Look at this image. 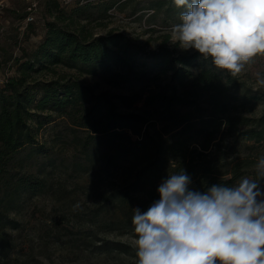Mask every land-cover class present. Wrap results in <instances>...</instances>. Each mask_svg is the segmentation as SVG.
Returning a JSON list of instances; mask_svg holds the SVG:
<instances>
[{
	"label": "rangeland",
	"instance_id": "rangeland-1",
	"mask_svg": "<svg viewBox=\"0 0 264 264\" xmlns=\"http://www.w3.org/2000/svg\"><path fill=\"white\" fill-rule=\"evenodd\" d=\"M168 1L0 0V86L16 73L17 61L26 58L24 53L44 39L47 22L91 37L120 33L142 54H149L159 46L167 47L173 55L198 53L180 47L172 27L181 23L179 13L183 9ZM55 2L61 12L55 8ZM29 6L34 10V20L28 23L25 18ZM57 70L67 78L78 79L95 94L108 92L120 113L149 110L145 104L148 96L171 92L165 86L164 75L142 74L139 68H135V76L120 74L113 84L75 69ZM220 71L232 77L234 88L241 94L264 97V86L257 82L256 75L264 74V55L252 58L239 73ZM39 77L48 80L52 76ZM195 105L207 106L202 98L196 99ZM239 109L242 113L238 114L257 118L264 111V104ZM46 114L38 113L31 124L43 121ZM236 114L231 112L232 116ZM249 128L237 125L230 130L222 122L218 137L221 150H213L214 154L208 157L219 177L229 176L225 173L240 160L249 162L243 177L255 174L254 165L264 155V143L241 140L238 134ZM38 132V141L46 146L47 152L31 153L30 147L23 148L17 158L24 167L17 171L25 177L37 176L45 187L38 194H28L6 212L20 225L13 230L0 229V264H137L136 234L128 205L102 210L112 190L130 187L135 180V166L121 155L106 164L107 154L113 156L117 148L108 142L96 144L95 139L67 118L56 117ZM88 152L94 154L91 159H86ZM261 189L264 190V181Z\"/></svg>",
	"mask_w": 264,
	"mask_h": 264
},
{
	"label": "trees",
	"instance_id": "trees-1",
	"mask_svg": "<svg viewBox=\"0 0 264 264\" xmlns=\"http://www.w3.org/2000/svg\"><path fill=\"white\" fill-rule=\"evenodd\" d=\"M168 3L175 4L174 0ZM47 27L44 39L24 53L26 58L17 61L16 73L0 86V229H17L19 222L6 212L28 194L44 189L45 183L37 176L25 177L17 171L24 167L17 155L28 147L31 153L45 154L47 148L38 141V129L56 117L70 120L96 144L114 145L117 150L113 156L107 154L106 164L121 155L135 166L130 187L112 190L102 210L128 205L129 216L135 208L146 211L160 199L159 185L170 173L181 170L191 178L190 189L200 192L214 184L232 185L243 177L247 160L234 164L225 173L229 176L219 177L208 157L213 150H221L222 122L230 130L237 125L250 126L238 134L241 140L264 143V111L257 118L238 114L242 113L239 107L264 104V97L241 94L231 76L198 53L173 55L167 47L159 46L142 54L120 33L91 37L82 31L57 28L52 22H47ZM58 67L94 74L109 84L117 83L120 74L135 76V68H139L142 74L164 75L171 92L148 96L145 104L149 110L120 113L108 92L95 94L78 79L58 72ZM41 74L52 77L41 80ZM198 98L204 99L206 108L195 105ZM38 113L47 114L43 121L31 124ZM85 156L91 159L94 154Z\"/></svg>",
	"mask_w": 264,
	"mask_h": 264
},
{
	"label": "clouds",
	"instance_id": "clouds-1",
	"mask_svg": "<svg viewBox=\"0 0 264 264\" xmlns=\"http://www.w3.org/2000/svg\"><path fill=\"white\" fill-rule=\"evenodd\" d=\"M172 27L184 50L194 49L222 71L239 73L264 55V0H174ZM264 86V74L257 73ZM254 176L206 191L191 190L183 170L158 187L160 199L133 209L137 264H264V155Z\"/></svg>",
	"mask_w": 264,
	"mask_h": 264
},
{
	"label": "built area",
	"instance_id": "built-area-1",
	"mask_svg": "<svg viewBox=\"0 0 264 264\" xmlns=\"http://www.w3.org/2000/svg\"><path fill=\"white\" fill-rule=\"evenodd\" d=\"M27 11L28 12H27V16H26L25 20L29 23V22L34 20L33 15H32V11H34V10H33V8L31 6H29L27 8Z\"/></svg>",
	"mask_w": 264,
	"mask_h": 264
}]
</instances>
